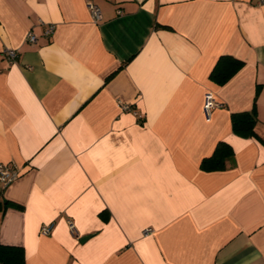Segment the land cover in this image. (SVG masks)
Returning a JSON list of instances; mask_svg holds the SVG:
<instances>
[{"label": "crops", "instance_id": "1", "mask_svg": "<svg viewBox=\"0 0 264 264\" xmlns=\"http://www.w3.org/2000/svg\"><path fill=\"white\" fill-rule=\"evenodd\" d=\"M222 55L244 66L218 85ZM220 141L232 163L202 170ZM0 162L21 170L0 243L25 264H264V4L0 0Z\"/></svg>", "mask_w": 264, "mask_h": 264}, {"label": "trees", "instance_id": "2", "mask_svg": "<svg viewBox=\"0 0 264 264\" xmlns=\"http://www.w3.org/2000/svg\"><path fill=\"white\" fill-rule=\"evenodd\" d=\"M244 62L230 55H222L214 65L210 79L218 85L228 82L242 67ZM233 131L242 137L257 136L255 126L257 116L255 107L251 111L233 113L231 115ZM234 151L224 141L218 142L213 154L201 162L204 171L225 170L232 163ZM5 206L8 203L4 204ZM0 264H25V251L21 246L4 245L0 243Z\"/></svg>", "mask_w": 264, "mask_h": 264}, {"label": "built area", "instance_id": "3", "mask_svg": "<svg viewBox=\"0 0 264 264\" xmlns=\"http://www.w3.org/2000/svg\"><path fill=\"white\" fill-rule=\"evenodd\" d=\"M104 1V0H103ZM257 4H264V0H257ZM88 8L91 13V17L93 22L98 23L102 20V12L98 4L95 2H89ZM55 31V25H48V27L44 31V35L50 37ZM27 40L31 43H35L37 41V36L33 32H29L27 34ZM5 58L9 62H14L17 58V51L15 49L6 48L3 51ZM222 104L216 100L214 95L210 92L205 94L203 111L207 120H210L212 111L220 108ZM124 110H130L129 105L124 104L121 106ZM20 168L13 162L2 163L0 162V183L3 187H6L11 182L16 180L20 176ZM71 229L73 230V224H70ZM51 231V225H45L41 228V233L44 235L49 234Z\"/></svg>", "mask_w": 264, "mask_h": 264}, {"label": "water", "instance_id": "4", "mask_svg": "<svg viewBox=\"0 0 264 264\" xmlns=\"http://www.w3.org/2000/svg\"><path fill=\"white\" fill-rule=\"evenodd\" d=\"M86 238H87V237L83 238V240L86 239Z\"/></svg>", "mask_w": 264, "mask_h": 264}]
</instances>
